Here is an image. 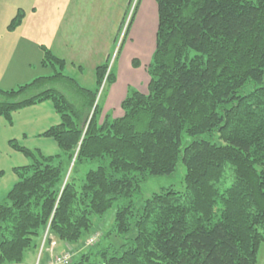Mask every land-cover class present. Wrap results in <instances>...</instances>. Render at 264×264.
<instances>
[{
  "label": "trees",
  "instance_id": "trees-1",
  "mask_svg": "<svg viewBox=\"0 0 264 264\" xmlns=\"http://www.w3.org/2000/svg\"><path fill=\"white\" fill-rule=\"evenodd\" d=\"M156 5L147 90L128 87L122 116L102 110L115 78L109 60L87 88L43 48L54 73L0 88L7 121L46 100L60 119L44 132L57 142L56 155L9 141L28 164L14 168L17 180L0 201V264H26L47 226L48 244L78 248L97 234L93 216L118 200L126 202L102 241L75 247L69 264L256 263L264 243V0ZM178 162L185 168L178 188L139 195ZM111 234L119 245L105 239Z\"/></svg>",
  "mask_w": 264,
  "mask_h": 264
},
{
  "label": "crops",
  "instance_id": "crops-1",
  "mask_svg": "<svg viewBox=\"0 0 264 264\" xmlns=\"http://www.w3.org/2000/svg\"><path fill=\"white\" fill-rule=\"evenodd\" d=\"M130 1L14 0L8 4L0 0V88L13 89L54 73V67L43 60V48L62 59L63 72L87 88L95 86V68L114 57L115 78L102 100V110L113 118L122 116L121 102L128 89L124 82H140L144 77L135 69L149 64L158 25L156 0H139L126 37L119 51L114 50ZM16 16L19 22L12 25ZM120 64H125L121 71ZM87 67L93 78L91 86L86 84L90 81ZM131 86L144 93L134 83ZM59 120L49 100L13 111L10 122L0 116V201L17 179L14 168L28 164L27 157L9 141L15 139L43 155H56L60 153L57 142L44 132ZM60 246L56 242L55 251L63 250ZM49 254L44 251L47 260ZM30 262L26 260V264Z\"/></svg>",
  "mask_w": 264,
  "mask_h": 264
},
{
  "label": "rangeland",
  "instance_id": "rangeland-1",
  "mask_svg": "<svg viewBox=\"0 0 264 264\" xmlns=\"http://www.w3.org/2000/svg\"><path fill=\"white\" fill-rule=\"evenodd\" d=\"M135 0H131L130 1V4H129V8H128V12L124 18V20L122 21V25L120 27V31L117 35V38H116V47L114 50H118L119 51V48L121 46V44L123 43L125 37H126V34H127V31H128V28L130 26V23L132 21V18L135 14V10L137 8V5H138V2L139 0H136V2L134 3ZM254 1V0H253ZM6 3L8 4H12L14 2V0H5ZM134 3V4H133ZM133 9V10H132ZM130 14V16H129ZM129 16V18H128ZM128 20L127 24H126V21ZM125 24H126V27H125ZM125 28V30H124ZM115 62V58H111L109 59V67H111L112 65V68L116 67V63ZM125 67V64H120L119 65V70L121 71L122 69H124ZM147 67H148V64H140L139 67H137V69L135 70H138L140 73L139 74H142V76H144L142 78V80L140 82H135V81H132V80H126L124 82V84L128 85V87H130V83L131 84H135L137 85L138 87H140L141 90H143L144 92L147 90V84H148V74H147ZM130 68L131 65H130ZM87 70L88 72H86V75L87 73H89V78H90V81L89 83H86V84H90L91 86V82H93V78H92V74H91V69L90 67H87ZM66 73V72H65ZM67 74V73H66ZM72 75V74H71ZM73 76V75H72ZM133 82V83H132ZM132 87V86H131ZM137 89V88H135ZM100 91L101 93L103 92L102 91V85H101V88H100ZM100 91H99V94H100ZM99 94H98V97H99ZM104 98V97H103ZM102 97H100L101 101L103 100ZM1 99V97H0ZM98 99V98H97ZM184 172H185V168L183 166V164L181 162H178L177 164V167H176V170L175 172L170 175V176H155V177H150L145 183H143L140 187V191H139V195L140 194H144V196H149L152 192H157V191H160L162 188H166V187H175V188H178L181 183L183 182V175H184ZM17 177V176H16ZM231 179L229 177V174H225V177H224V180L223 181V184H226V182H228V180ZM17 180V179H16ZM223 186H221L222 188ZM126 202L125 200H118L114 203V205L112 206V208H110L104 215L102 216H93V219H92V228H96L95 231H97V237L95 239V241H100V237L106 233V231L110 228V226L113 224V219H114V210L116 208L117 205H119V203H124ZM48 226L46 227V231L44 232V234L42 235V238H41V241L39 243V246L37 248V252H35L33 258H27L28 261H31L29 264H36V259H37V256L38 254L40 253L39 252V247L43 241V239H47V237H49V233H48ZM94 232V231H93ZM92 232V233H93ZM107 240H111V242L115 243V244H120L121 243V240L114 236L113 234H111L110 236H108L107 238H105ZM55 240V239H53ZM102 241V240H101ZM50 242V241H49ZM58 242V241H57ZM61 243V251H55V247L52 249L53 251V254H61L65 251H70L71 252V260L73 258V255H74V252H72V250L76 247V245H72L69 246V247H66L64 248V242H60ZM105 243V242H104ZM49 244L48 243H45V247L48 246ZM78 248L76 247L75 250H81V249H84V246L86 245H90V244H87V242H78ZM67 246V245H66ZM45 251V250H44ZM44 251L40 257V263L39 264H48L49 260H50V254H49V258L47 260L46 257H44ZM71 262V261H70ZM255 264H264V243H261L260 246H259V249H258V254H257V261Z\"/></svg>",
  "mask_w": 264,
  "mask_h": 264
},
{
  "label": "built area",
  "instance_id": "built-area-1",
  "mask_svg": "<svg viewBox=\"0 0 264 264\" xmlns=\"http://www.w3.org/2000/svg\"><path fill=\"white\" fill-rule=\"evenodd\" d=\"M135 2H136V0L134 1V3ZM129 16H130V14H129ZM129 16H128V18H129ZM127 22H128V20L126 21V24H127ZM126 24H125V27H126ZM124 30H125V28H124ZM96 237H97V235L95 234L92 237H90L89 239H87V241H86L87 244H92L95 241ZM45 243H47V239L46 240L43 239V241L39 247L40 253L37 256L36 264L40 263V257H41L40 254H42L44 250L48 251L50 253L51 258H50L48 264H69L70 263V261H71V252L70 251H65L61 254H53L52 249L56 245L55 241L54 240L50 241L48 247L47 246L45 247Z\"/></svg>",
  "mask_w": 264,
  "mask_h": 264
}]
</instances>
